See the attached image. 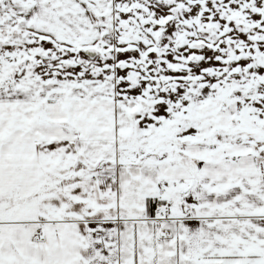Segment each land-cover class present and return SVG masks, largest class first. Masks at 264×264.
Segmentation results:
<instances>
[{"label":"snow or ice","instance_id":"6c2138e0","mask_svg":"<svg viewBox=\"0 0 264 264\" xmlns=\"http://www.w3.org/2000/svg\"><path fill=\"white\" fill-rule=\"evenodd\" d=\"M0 264H264V0H0Z\"/></svg>","mask_w":264,"mask_h":264}]
</instances>
